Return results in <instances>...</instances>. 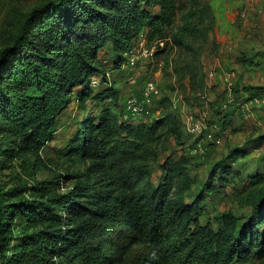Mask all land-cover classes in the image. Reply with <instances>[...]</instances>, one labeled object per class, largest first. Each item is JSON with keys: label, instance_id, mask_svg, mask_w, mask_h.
<instances>
[{"label": "trees", "instance_id": "16d2710c", "mask_svg": "<svg viewBox=\"0 0 264 264\" xmlns=\"http://www.w3.org/2000/svg\"><path fill=\"white\" fill-rule=\"evenodd\" d=\"M213 23L208 0H47L24 14L0 47V171L47 168L40 151L73 101L83 113L67 147L83 167L0 190V264H262L264 153L240 193L250 212L226 209L216 226L202 223L212 183L188 198L196 176L185 153L167 155L158 182L151 179L164 139L180 142L179 114L124 119L100 55L110 48L118 68L144 29L148 42L164 39L178 49L172 70L203 95L201 55ZM93 75H100L97 86ZM263 91L246 86L243 94ZM87 100L93 106L86 111ZM246 154L230 147L210 178L238 176L233 163Z\"/></svg>", "mask_w": 264, "mask_h": 264}, {"label": "rangeland", "instance_id": "374dc122", "mask_svg": "<svg viewBox=\"0 0 264 264\" xmlns=\"http://www.w3.org/2000/svg\"><path fill=\"white\" fill-rule=\"evenodd\" d=\"M46 1L0 0V47L10 39L24 14ZM208 1L214 23L201 55L207 85L203 95L190 92L186 78L181 81L172 70L178 49L171 47L169 42L157 52L139 57L131 69L123 66V63L114 68L115 59L109 48L101 51V57L107 69H117L112 71L111 80L120 90L121 104L129 95L139 93L141 86L151 80L156 82L159 92L153 98L146 120L150 122L152 118L169 111L179 114L183 130L180 142L174 136L164 139L159 147L158 157L153 162L151 179L154 183L158 182L161 175L159 166L167 155L178 156L185 153L189 158L188 166L196 176V183L188 198L208 189V182L211 180L212 188L206 192L205 210L199 215V219L202 223L210 222L216 226L218 215L223 210L231 209L237 215L250 212V206L241 205L240 193H245L250 188L248 175L261 169L264 139H257L264 133V91L249 99L243 93L246 86H264V0ZM177 22L178 19L175 24ZM143 30L140 32L143 33ZM140 32L132 45L136 51L141 48L138 43ZM254 97L260 98L258 104L253 101ZM91 102L92 100H87L86 104ZM82 113L73 101L57 116L55 138L40 151L47 168L29 172V169L24 170L16 165L12 169L0 171V190L15 182L28 184L36 180L53 179L59 173L82 169L83 165L78 157L70 153L67 147ZM189 115H193L194 119L204 115L203 134L210 129H214L215 133L217 126L219 130L216 134L220 136L221 142L207 141L203 144V150L194 153L193 142L200 135H193L188 131ZM232 146L247 149V154L236 158L233 163V169H237L239 175H214L211 179L210 173L215 163ZM64 188L63 186L61 189ZM256 261L244 264L259 262ZM261 263L264 264V260Z\"/></svg>", "mask_w": 264, "mask_h": 264}, {"label": "built area", "instance_id": "2783aa9c", "mask_svg": "<svg viewBox=\"0 0 264 264\" xmlns=\"http://www.w3.org/2000/svg\"><path fill=\"white\" fill-rule=\"evenodd\" d=\"M138 43L140 45L139 51H136L131 47L127 52L124 53L126 59L123 62V66H128L133 68L138 62L139 57L148 56L154 52L160 50L165 45L164 39H156L152 42H148L145 34H141ZM105 75L108 79H111L112 71L107 69ZM100 75H93L91 77L90 83L92 86H96L99 83ZM159 89L156 82L148 80L145 85L141 86L140 92L137 94L129 95L124 100V109L122 112V117L131 122H141L147 121V113L151 107L153 98L158 94ZM253 101L255 103L260 102V98L254 97ZM93 102L87 104V109L92 108ZM204 115H201L199 118L194 119L193 115L187 117L188 131L193 135H200L199 139H196L193 142L192 151L194 153L203 150V144L207 141L214 143H220L221 138L216 134V131L219 130L217 126L214 129H210L205 134L202 132V128L205 127L203 124ZM204 136V137H203ZM203 137V138H202Z\"/></svg>", "mask_w": 264, "mask_h": 264}, {"label": "crops", "instance_id": "0c3cea01", "mask_svg": "<svg viewBox=\"0 0 264 264\" xmlns=\"http://www.w3.org/2000/svg\"><path fill=\"white\" fill-rule=\"evenodd\" d=\"M105 48H108V47H105ZM103 49H104V48H103ZM103 49H102V50H103ZM109 49H110V48H109ZM102 50H101V51H102ZM110 51H111V50H110ZM100 55H101V52H100ZM110 70L113 71V70H117V69H110ZM133 83H134V82H133ZM98 84H99V83H98ZM98 84H97V85H98ZM97 85H96V86H97ZM135 87H136V86H135ZM135 89H136V88H135Z\"/></svg>", "mask_w": 264, "mask_h": 264}]
</instances>
